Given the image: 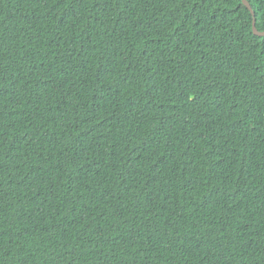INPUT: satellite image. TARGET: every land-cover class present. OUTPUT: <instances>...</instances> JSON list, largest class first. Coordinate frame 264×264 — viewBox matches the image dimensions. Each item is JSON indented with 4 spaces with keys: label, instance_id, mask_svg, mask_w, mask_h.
I'll list each match as a JSON object with an SVG mask.
<instances>
[{
    "label": "trees",
    "instance_id": "16d2710c",
    "mask_svg": "<svg viewBox=\"0 0 264 264\" xmlns=\"http://www.w3.org/2000/svg\"><path fill=\"white\" fill-rule=\"evenodd\" d=\"M0 0V264H264V0Z\"/></svg>",
    "mask_w": 264,
    "mask_h": 264
},
{
    "label": "water",
    "instance_id": "95a60500",
    "mask_svg": "<svg viewBox=\"0 0 264 264\" xmlns=\"http://www.w3.org/2000/svg\"><path fill=\"white\" fill-rule=\"evenodd\" d=\"M243 2L252 11L253 15L255 16V12H254L251 4L247 0H243ZM254 33H255V35L260 36V37L264 36V32L259 31L256 27V18H254Z\"/></svg>",
    "mask_w": 264,
    "mask_h": 264
}]
</instances>
